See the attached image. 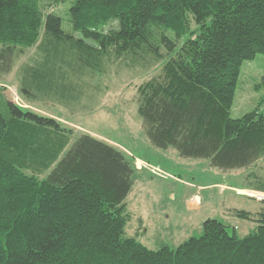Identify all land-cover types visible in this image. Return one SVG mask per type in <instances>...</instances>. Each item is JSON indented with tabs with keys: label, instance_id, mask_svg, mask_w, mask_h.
<instances>
[{
	"label": "trees",
	"instance_id": "1",
	"mask_svg": "<svg viewBox=\"0 0 264 264\" xmlns=\"http://www.w3.org/2000/svg\"><path fill=\"white\" fill-rule=\"evenodd\" d=\"M71 1L65 32L42 0H0V78L26 103L74 112L113 69L150 74L131 101L150 148L222 172L264 161V113L231 118L243 62L264 55V0ZM135 173L118 147L0 94V264H264V199L234 211L256 217L244 238L214 219L176 248L125 236ZM245 179L264 194L263 174Z\"/></svg>",
	"mask_w": 264,
	"mask_h": 264
},
{
	"label": "rangeland",
	"instance_id": "2",
	"mask_svg": "<svg viewBox=\"0 0 264 264\" xmlns=\"http://www.w3.org/2000/svg\"><path fill=\"white\" fill-rule=\"evenodd\" d=\"M71 3V0H42L41 5L44 13L52 11L58 15L62 29L70 32L68 11ZM32 55V49L26 51L17 66ZM138 74L126 70L115 74L113 69L102 80V94L97 104L92 106L89 101H83L74 112L49 103H26L18 93L13 73L0 78V94L23 108L53 116L72 129L74 136L89 134L133 158L136 173L133 188L125 201L129 217L125 236L136 239L147 249L176 248L189 238L200 236L203 223L209 219L222 223L229 235L234 233L238 238L254 233L258 226L256 217L247 220L236 216L232 210L255 216L261 210L256 201L264 199V195L226 190L246 185L248 172L256 170L264 175V161L258 162L253 170L222 172L210 167L205 160L183 159L174 150L150 148L131 102L136 87L150 74ZM262 78L264 55L243 62L231 108L232 119H239L256 109L264 113V88L255 90ZM213 184L219 186L214 188Z\"/></svg>",
	"mask_w": 264,
	"mask_h": 264
},
{
	"label": "crops",
	"instance_id": "3",
	"mask_svg": "<svg viewBox=\"0 0 264 264\" xmlns=\"http://www.w3.org/2000/svg\"><path fill=\"white\" fill-rule=\"evenodd\" d=\"M25 106H27V105H25ZM27 108V107H26ZM49 116V115H48ZM49 117H52V118H54L53 116H49ZM54 119H56V118H54ZM57 120V119H56ZM96 138V137H95ZM99 139V138H98ZM101 140V139H100ZM137 173H139V171L137 172ZM211 186H213L214 188H217L218 186H219V184H213V185H211ZM229 189H227L226 191H228V192H233V191H235V190H237V191H251L248 187H247V185H244L242 188H232V187H228ZM238 189H240V190H238ZM252 192H254V191H252ZM254 193H258V192H254ZM236 194V193H235ZM258 194H262V193H258ZM239 195V194H238ZM262 195H264V194H262ZM240 197H243V195H239ZM237 197V196H236ZM256 202H258V201H256ZM233 212L235 211V210H232ZM238 211V210H237Z\"/></svg>",
	"mask_w": 264,
	"mask_h": 264
}]
</instances>
